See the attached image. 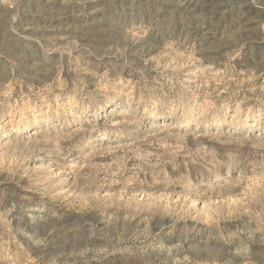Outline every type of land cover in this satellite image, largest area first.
<instances>
[{"label":"rangeland","instance_id":"1","mask_svg":"<svg viewBox=\"0 0 264 264\" xmlns=\"http://www.w3.org/2000/svg\"><path fill=\"white\" fill-rule=\"evenodd\" d=\"M0 264H264V0H0Z\"/></svg>","mask_w":264,"mask_h":264}]
</instances>
